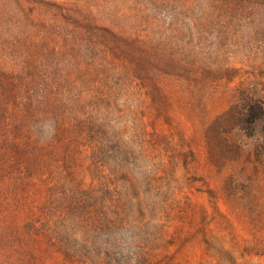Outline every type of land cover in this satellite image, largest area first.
<instances>
[{"label": "rangeland", "instance_id": "374dc122", "mask_svg": "<svg viewBox=\"0 0 264 264\" xmlns=\"http://www.w3.org/2000/svg\"><path fill=\"white\" fill-rule=\"evenodd\" d=\"M248 99L264 0H0V264H264Z\"/></svg>", "mask_w": 264, "mask_h": 264}, {"label": "trees", "instance_id": "16d2710c", "mask_svg": "<svg viewBox=\"0 0 264 264\" xmlns=\"http://www.w3.org/2000/svg\"><path fill=\"white\" fill-rule=\"evenodd\" d=\"M103 92H100L102 96L104 95ZM105 100L108 101L109 99H105ZM263 116H264V105L261 104V102L259 101L248 99L244 106L241 117L237 118V122L235 123L241 128L246 127L247 129L254 130L257 121L261 119Z\"/></svg>", "mask_w": 264, "mask_h": 264}]
</instances>
